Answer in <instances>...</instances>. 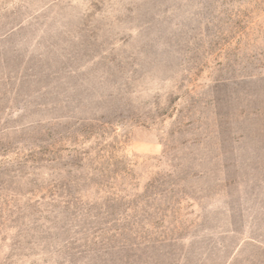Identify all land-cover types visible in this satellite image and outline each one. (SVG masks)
Instances as JSON below:
<instances>
[{"label":"rangeland","instance_id":"obj_1","mask_svg":"<svg viewBox=\"0 0 264 264\" xmlns=\"http://www.w3.org/2000/svg\"><path fill=\"white\" fill-rule=\"evenodd\" d=\"M0 264H264V0H0Z\"/></svg>","mask_w":264,"mask_h":264}]
</instances>
